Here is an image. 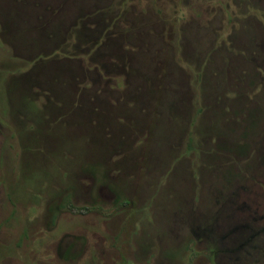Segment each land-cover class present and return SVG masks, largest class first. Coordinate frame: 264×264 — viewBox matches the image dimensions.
Listing matches in <instances>:
<instances>
[{
    "label": "rangeland",
    "instance_id": "obj_1",
    "mask_svg": "<svg viewBox=\"0 0 264 264\" xmlns=\"http://www.w3.org/2000/svg\"><path fill=\"white\" fill-rule=\"evenodd\" d=\"M66 1L0 0V264H264V0ZM101 9L135 54L129 78L105 74L123 107L111 134L88 148L81 134L55 157L48 145L26 166L21 130L33 121L24 106L12 115L9 78L51 53L78 12ZM234 143L249 144L246 157ZM87 160L111 165L109 187L80 170ZM241 213L257 234L239 255L245 229L212 235Z\"/></svg>",
    "mask_w": 264,
    "mask_h": 264
},
{
    "label": "trees",
    "instance_id": "obj_2",
    "mask_svg": "<svg viewBox=\"0 0 264 264\" xmlns=\"http://www.w3.org/2000/svg\"><path fill=\"white\" fill-rule=\"evenodd\" d=\"M79 1L67 0L66 3L68 4L66 5L78 6L77 3ZM78 13L75 23L65 27L60 37L54 40L55 45L51 53L35 60L31 68L26 72L9 78L8 89L14 90L19 98L18 107L10 104L12 115L20 112L21 106H24L27 109L24 116L26 119L32 118L29 120L33 121V125L29 127H26L25 121L21 130V135L24 138L22 142L24 143L23 158L26 166L29 165L28 159L36 151L44 149L48 145L53 146L54 144L55 148H52L54 157L65 147V149H68L66 142L70 144V147H77L80 144V140H82L78 137L81 134H86L85 137L89 138V141L84 140L83 146L85 148L90 147L89 145L95 139L98 140L99 133L100 135L104 133L111 134L107 127L110 128L111 126L114 110L123 108L120 104V106L113 104L115 91L106 87L107 78L105 74L121 72L125 73L124 75L129 78L133 72L135 54L131 52L132 50L126 48L122 41L123 35L126 33L125 29L122 30L118 26L115 21L116 17L109 10L101 9L92 14ZM67 17H69V14ZM69 39L72 41L69 42ZM105 58H109V60H104ZM45 77L47 79H44ZM87 83L90 86H85ZM126 93H130L129 88L124 90L123 94L125 95ZM40 96H43L45 102L42 107L38 108L35 103ZM115 100L116 103L119 102L118 97ZM252 126L253 124L249 128ZM55 127L66 128L68 131L65 136H62L61 133L60 139L56 138L49 141L50 138L46 137V133ZM237 127L239 126L237 125ZM37 135L41 136V138L38 139ZM245 135H247L246 131ZM99 138L102 146L111 145V138L109 139L105 136H100ZM32 146L34 148L37 146L38 149H33ZM228 150L240 158L242 156L246 157L249 144L239 145L234 143L231 144ZM79 167L80 170H83V173L91 175L94 180L98 179L102 185L109 187L106 181H109L107 172L110 171L111 165L87 160L81 163ZM234 167L230 168L234 169ZM228 182L231 184L230 180ZM240 188L244 190L246 186L241 185ZM109 190L112 191L113 188H109ZM59 196L61 195L58 194L56 198ZM240 205L246 208L243 202ZM230 209L231 205L225 209L226 216L235 215L232 214ZM236 209H238L237 205ZM236 209L234 208L233 210L235 211ZM243 217L244 214L241 213V216L233 218L236 219L234 225L231 227L227 225V228L225 227L221 230L219 228L212 235L214 236L213 242L216 241L219 244L222 237L232 235L230 231L237 235L236 231L242 230L243 235V230L245 229L248 232L246 237L239 241L238 246L240 247L233 248V252L239 255H242L245 251L248 253L252 246L250 243L251 237L253 238L257 232L252 229L251 223L254 219H250L251 217L248 218L247 222L245 221L246 223L240 224ZM222 230L224 232L218 238V232ZM73 239L74 242H70L71 244L66 246L65 252L67 254L77 245L75 241L79 240L78 237H73ZM80 246L78 251L82 248V245ZM75 251L77 250L74 249Z\"/></svg>",
    "mask_w": 264,
    "mask_h": 264
}]
</instances>
